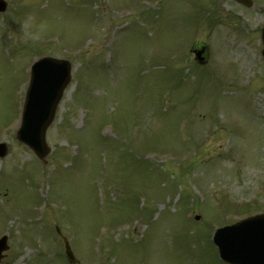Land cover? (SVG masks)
Here are the masks:
<instances>
[{"label": "rangeland", "instance_id": "rangeland-1", "mask_svg": "<svg viewBox=\"0 0 264 264\" xmlns=\"http://www.w3.org/2000/svg\"><path fill=\"white\" fill-rule=\"evenodd\" d=\"M7 1L0 264H67L56 226L78 264H193L198 252L182 249L188 219L200 244L246 216L243 205L264 212V0ZM200 45L203 64L190 51ZM46 55L69 60L72 79L43 163L15 132L30 64ZM121 137L147 169L118 154L129 149ZM137 201L145 212L133 213Z\"/></svg>", "mask_w": 264, "mask_h": 264}, {"label": "water", "instance_id": "water-1", "mask_svg": "<svg viewBox=\"0 0 264 264\" xmlns=\"http://www.w3.org/2000/svg\"><path fill=\"white\" fill-rule=\"evenodd\" d=\"M247 6L251 0H237ZM4 2L0 1V9ZM264 45V28L262 31ZM264 56V49L262 51ZM70 64L65 60L45 57L31 69L30 84L26 93L23 117L17 138L27 143L43 158L48 148L45 144V130L53 119L62 90L69 80ZM6 153V146L0 145V155ZM219 254L231 264H264V215L248 218L234 226L218 229L214 235ZM5 242H0V250ZM66 253L72 259L69 246Z\"/></svg>", "mask_w": 264, "mask_h": 264}]
</instances>
